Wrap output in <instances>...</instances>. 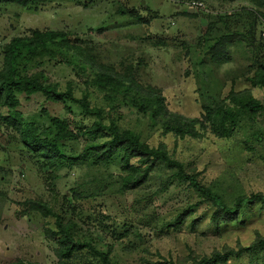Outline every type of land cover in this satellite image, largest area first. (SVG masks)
I'll list each match as a JSON object with an SVG mask.
<instances>
[{
    "label": "rangeland",
    "instance_id": "374dc122",
    "mask_svg": "<svg viewBox=\"0 0 264 264\" xmlns=\"http://www.w3.org/2000/svg\"><path fill=\"white\" fill-rule=\"evenodd\" d=\"M84 1L31 0L23 5L0 0V66L3 46L12 37L29 28L68 30L85 39L82 46L92 47L91 54L98 63L126 71V65L139 62L136 76L161 88L172 112L199 117L202 94L226 96L232 89H250L264 102V90L247 79L252 52L244 41L230 46L229 62L213 61L202 45H196L201 35L209 36L206 31L210 23L215 24L212 35L224 32L226 24L218 21L219 14L248 6L250 0H200L204 7L197 9L200 11L194 17L181 13L191 0H92L88 5ZM141 3L158 12V17L150 23H139L130 13L118 11L120 7L140 8ZM144 15L149 17L150 13ZM228 25L231 30L245 28L238 20L229 19ZM148 35L152 37L146 38ZM159 37L167 45H154ZM46 60L44 69L50 81L59 82L61 88L72 81L78 95L82 90L92 91L93 104L106 107L103 93L89 88L82 73L76 75L72 66ZM122 101L124 106L118 104L116 111L125 126L139 131L153 145H166L190 172L221 190L229 201L241 193H264V110L232 137L220 138L208 132L198 139L180 138L166 131L164 119L154 120L127 104V98ZM67 105L71 109L41 94H31L21 95L18 109L24 121L40 126L49 124L48 113L68 117L76 125L91 121L83 117L76 103L68 101ZM5 110L0 106V111ZM16 134L13 129L0 132V264L19 260L61 264L56 253L58 244L45 231L54 220L29 209L24 202L43 199L59 209L65 193L73 201V205L63 204L68 210L66 219L75 220L81 234L98 238L106 249L109 246L118 264L190 263L226 246L248 245L257 232L264 235V207L259 204L241 210L237 218L221 223L219 229L202 206L179 228L166 230L162 224L198 200L187 182L174 176L173 169L159 164L145 184L123 190L116 163L105 166L74 161L73 166L41 171V161L23 149ZM67 150L75 156L80 145L70 142ZM124 223L130 234L121 238L120 233L127 232L122 229ZM69 264L89 263L75 259Z\"/></svg>",
    "mask_w": 264,
    "mask_h": 264
},
{
    "label": "trees",
    "instance_id": "16d2710c",
    "mask_svg": "<svg viewBox=\"0 0 264 264\" xmlns=\"http://www.w3.org/2000/svg\"><path fill=\"white\" fill-rule=\"evenodd\" d=\"M5 1L26 5L31 0ZM90 1L92 0H85L84 3L88 5ZM184 1L180 0L181 3ZM250 1V5L241 9L219 14L218 21L226 24L224 32L212 35L215 24L210 23L206 31L209 36L201 35L196 45H202L213 61L229 62L230 46L236 41H244L252 52V62L247 68L251 75L247 79L254 87L264 90V29L259 30V26L264 27V0ZM202 8L189 11L190 7H185L181 13L194 17L200 11L197 9ZM118 11L122 14L130 13L139 23H150L158 17V12H152L149 6L145 7L142 3L140 8L120 7ZM144 13H150V16L146 17ZM229 19L238 20L245 28L231 30ZM84 42L85 39H78L76 34L68 30L29 28L26 33L12 37L3 46L0 106L6 107V110L0 111L1 131L16 130L23 149L36 161H41V171L46 168L48 171L57 170L65 164L73 166L74 161L105 166L116 163L121 186L123 190H129L145 184L157 165L163 163L175 171L174 176L178 180L186 181L191 192L198 198L195 202H190L172 221L162 224L161 227L166 230L170 227L179 228L188 216L202 206L208 209L211 222L217 229L221 223L237 218L241 210L257 204L264 207V193L261 191L241 193L233 201H229L221 190L202 181L196 172H190L186 164L175 157L166 145H153L139 131L125 126L121 122L120 113L116 111L117 105L120 108L124 106L122 100L127 98L126 103L137 108L143 115L154 120L164 119L166 131L180 138L198 139L208 132L216 137L229 138L253 122L264 110V102L252 90L232 89L226 96L202 94L201 115L186 117L167 107L161 88L145 83L140 76H136L139 62H131L126 65V71H120L113 64L98 63L91 54L92 47L82 46ZM153 44L167 45V41L159 37L154 39ZM45 59L46 62L56 60L55 64L72 66L76 75L82 73L89 88L103 93L107 101L106 107L93 104L92 91L82 90L78 95L72 81H68L65 88H61L59 82L50 81L44 69ZM31 94H41L48 101L63 103L68 109L71 108L67 102H74L83 117H88L91 121L76 125L68 117L49 114L46 108L43 111L48 113V125L40 126L35 121H24L18 106L21 105V95L29 97ZM70 142L80 145L75 156L67 152ZM65 202H72L73 205L72 196L63 194L59 209L43 199H28L24 202L29 209L39 211L54 220V224L47 226L45 231L58 244L56 253L59 262L69 264L78 259L89 264H118L109 246L106 249L101 246L98 238L81 234L75 220L66 219L68 210L63 207ZM1 207L0 202V209ZM127 227L124 223L122 229L127 232L120 233L121 238L130 234ZM114 231L118 232L116 229ZM241 261H244L242 264H264L262 233L257 232L248 245L226 246L184 264H236ZM162 263L179 264L174 261ZM11 264L38 263L19 260Z\"/></svg>",
    "mask_w": 264,
    "mask_h": 264
},
{
    "label": "built area",
    "instance_id": "2783aa9c",
    "mask_svg": "<svg viewBox=\"0 0 264 264\" xmlns=\"http://www.w3.org/2000/svg\"><path fill=\"white\" fill-rule=\"evenodd\" d=\"M190 8H197V7H204V3L202 2V1H200V0H194L193 2H191V3H189V5H188ZM1 127H2V125H1V122H0V132H1Z\"/></svg>",
    "mask_w": 264,
    "mask_h": 264
},
{
    "label": "water",
    "instance_id": "95a60500",
    "mask_svg": "<svg viewBox=\"0 0 264 264\" xmlns=\"http://www.w3.org/2000/svg\"><path fill=\"white\" fill-rule=\"evenodd\" d=\"M189 11H194V10L190 8Z\"/></svg>",
    "mask_w": 264,
    "mask_h": 264
}]
</instances>
